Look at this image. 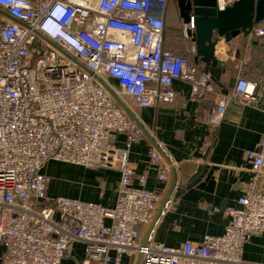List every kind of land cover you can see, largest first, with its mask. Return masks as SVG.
Here are the masks:
<instances>
[{"label":"built area","instance_id":"built-area-1","mask_svg":"<svg viewBox=\"0 0 264 264\" xmlns=\"http://www.w3.org/2000/svg\"><path fill=\"white\" fill-rule=\"evenodd\" d=\"M236 1L216 0V7L224 10ZM168 5L169 0H0V9L25 25L0 16V264H60L75 242L85 245L83 264H121L123 256L140 257L139 264H246L244 246L264 234V135L245 155L251 182L229 212L222 236L175 248L154 242L151 232L142 246V230L162 197L145 190V176L129 163V148L145 138L140 124L93 76L38 36L112 91L113 81L138 108L174 104L175 81L187 83L191 99L203 101L216 93L211 79L163 49ZM181 29L187 37L193 25ZM250 37L262 43L264 21ZM47 46L53 53L46 57ZM236 81L211 111L212 125L224 119L231 101L255 107L261 100L264 113L258 83L244 76ZM118 134L125 137L122 149L116 147ZM51 161L118 171L115 207L49 198L42 170ZM150 162L159 182L168 183L176 167L158 144L150 146Z\"/></svg>","mask_w":264,"mask_h":264},{"label":"crops","instance_id":"crops-1","mask_svg":"<svg viewBox=\"0 0 264 264\" xmlns=\"http://www.w3.org/2000/svg\"><path fill=\"white\" fill-rule=\"evenodd\" d=\"M176 18L169 14L167 25L169 28L179 26V29L172 28L176 37L171 35V38L181 42L183 47L173 50L201 71L202 66L194 63L191 40L180 37L182 25L179 17ZM217 55L225 65L219 81L221 87L216 85V93L200 102L191 99L187 83L175 81L173 89L177 100L174 104L141 109L110 81L127 110L175 164V186L151 233L154 242L165 246L200 244L205 236L224 234L230 223L229 212L251 182L252 173L245 155L256 149L264 135L261 100L255 107L228 102L224 119L216 125L209 123L211 111L221 97L234 90L238 77L257 82L259 95L263 93L264 40L257 44L253 37L239 36L229 44L220 43ZM115 141L116 147H124V135L118 134ZM150 146L146 137L133 144L128 152L129 163L136 175L145 176V190L160 194L162 201L172 183V175L168 183L159 182L156 166L150 162ZM198 167L201 168L197 178L191 180ZM42 173L49 179V198L95 203L105 209H113L116 205L120 180L116 170H92L51 161ZM134 186L137 187L136 181ZM146 229L142 230V238ZM84 249V243L75 242L60 264H83ZM110 254L113 256L114 252ZM137 262L138 257L121 258V264ZM243 262L264 264V234L254 235L244 246Z\"/></svg>","mask_w":264,"mask_h":264},{"label":"water","instance_id":"water-1","mask_svg":"<svg viewBox=\"0 0 264 264\" xmlns=\"http://www.w3.org/2000/svg\"><path fill=\"white\" fill-rule=\"evenodd\" d=\"M176 4L179 19L182 25H193V30L187 29L186 36L191 40L194 46L196 65L202 66V73L208 76L213 83L221 87L219 81L224 72L225 65L217 55V47L220 43L229 44L235 38L242 36L248 38L251 35L253 27L264 21V0H238L232 6L224 10H218L216 7V0H173ZM0 16L4 19L24 26L21 22L13 19L2 9H0ZM39 38L44 40L51 48L61 54L70 62L77 65L88 75L93 78L107 91L111 98L123 109V111L135 121L133 115L126 109L120 99L114 92L104 83V81L90 72L86 67L80 64L75 58L70 56L57 45L38 34ZM227 91H224L226 94ZM144 136L150 141L151 145L157 148V144L150 135L139 125ZM159 152L160 149H158ZM200 168H197L196 173L191 180L197 178ZM197 181V180H196ZM195 182V181H194ZM175 186V174L172 173V183L170 188L159 203L155 212L154 218L147 227L141 241V245L145 246L150 233L153 230L158 218L160 217L172 190ZM3 247L0 245V259L3 254ZM140 263L138 257L137 264Z\"/></svg>","mask_w":264,"mask_h":264},{"label":"trees","instance_id":"trees-1","mask_svg":"<svg viewBox=\"0 0 264 264\" xmlns=\"http://www.w3.org/2000/svg\"><path fill=\"white\" fill-rule=\"evenodd\" d=\"M168 32H171V33H169L168 34ZM179 32H180V30H179ZM176 34V31L174 30V29H172V28H167V25H166V27H165V31H164V43H163V49L164 50H170V51H172L173 53H175V50H173V48H175V49H179V48H181V47H183L182 45V43L181 42H179V41H176L175 39L173 40L172 38H171V35H172V37L174 36ZM175 37H176V35H175ZM174 37V38H175ZM180 37H184V38H186L187 40L189 39L188 37H185V35H184V33H183V31H181V33H180ZM171 38V39H170ZM167 40H169V42H171V43H169V44H167ZM190 40V39H189ZM172 44V45H171ZM175 54H177V53H175ZM178 55V54H177ZM179 56H181V55H179ZM194 56H195V54H194ZM182 57V56H181ZM186 59V58H185ZM198 70L200 71V69L198 68ZM201 73H202V70L200 71ZM214 85H215V87H216V84L215 83H213ZM216 90H217V88H216Z\"/></svg>","mask_w":264,"mask_h":264},{"label":"rangeland","instance_id":"rangeland-1","mask_svg":"<svg viewBox=\"0 0 264 264\" xmlns=\"http://www.w3.org/2000/svg\"><path fill=\"white\" fill-rule=\"evenodd\" d=\"M168 14H170V16L171 17H179V14H178V10H177V7H176V4H175V2L173 1V0H170V2H169V5H168ZM178 23V20H177V18H176V24ZM180 24H182V23H180ZM169 26L167 25V28H168ZM176 27H177V29H179V26H173L172 28H175L176 29ZM169 33H171V32H168V34ZM45 50L48 52V54H46V57L47 56H49L50 54H52L53 53V50L49 47V46H47L46 48H45ZM45 57V58H46Z\"/></svg>","mask_w":264,"mask_h":264},{"label":"flooded vegetation","instance_id":"flooded-vegetation-1","mask_svg":"<svg viewBox=\"0 0 264 264\" xmlns=\"http://www.w3.org/2000/svg\"><path fill=\"white\" fill-rule=\"evenodd\" d=\"M169 2H170V0H169Z\"/></svg>","mask_w":264,"mask_h":264}]
</instances>
